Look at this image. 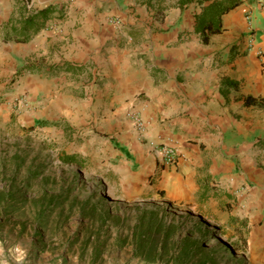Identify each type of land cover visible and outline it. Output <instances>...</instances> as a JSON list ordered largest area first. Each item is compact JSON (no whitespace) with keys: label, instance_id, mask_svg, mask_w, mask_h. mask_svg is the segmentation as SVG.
<instances>
[{"label":"crops","instance_id":"crops-1","mask_svg":"<svg viewBox=\"0 0 264 264\" xmlns=\"http://www.w3.org/2000/svg\"><path fill=\"white\" fill-rule=\"evenodd\" d=\"M47 7L51 17L30 39L5 38L13 23L20 26ZM202 7L179 0H0V61L8 64L1 70L17 73L23 90L41 102L48 85L57 97L64 88L84 90L85 99L88 86L77 72L89 65L97 101L135 106L144 117L150 140L144 142L126 117L136 141L131 146L126 134L116 137L153 161L170 191L166 205L189 211L188 199L224 188L237 198L240 220L263 248L264 0H240L207 39L197 23ZM109 14L120 16L122 26L110 24ZM65 63L70 70L56 69ZM169 139L181 154L175 164L164 165L150 143Z\"/></svg>","mask_w":264,"mask_h":264},{"label":"rangeland","instance_id":"rangeland-1","mask_svg":"<svg viewBox=\"0 0 264 264\" xmlns=\"http://www.w3.org/2000/svg\"><path fill=\"white\" fill-rule=\"evenodd\" d=\"M4 65L0 61V190L16 199L0 203V264H163L135 256L130 239L120 242L143 209L161 206L168 221L185 220L183 234L193 218L210 231L220 227L206 243L210 264H264V247L224 188L188 199L195 211L166 205L170 191L153 161L142 148L130 152L117 141L118 132L131 146L136 141L124 120L131 107L97 101L89 65L77 72L88 86L85 99L84 90L64 88L57 97L48 85L41 102L23 90L17 73L5 75ZM66 154L75 160L65 161ZM50 196L55 202L45 209Z\"/></svg>","mask_w":264,"mask_h":264},{"label":"trees","instance_id":"trees-1","mask_svg":"<svg viewBox=\"0 0 264 264\" xmlns=\"http://www.w3.org/2000/svg\"><path fill=\"white\" fill-rule=\"evenodd\" d=\"M192 1H198L203 5L202 11L197 14V23L198 28L204 33V38L207 39L208 32L219 31L222 15L237 5L240 0H212L210 3L208 0H179L181 5ZM52 12V7H47L26 16L20 26H16L12 22V32H7L5 38L27 41L30 39L31 33L36 32L51 17ZM58 66L56 69L62 67L71 69V65L68 63ZM28 67L27 64L22 66V68ZM63 159L71 162L75 160V156L66 154ZM9 195L13 201L16 199L13 193L0 190V203L10 202ZM54 202L53 196H50L47 200L49 204H45L44 208L53 205ZM165 210L162 206L161 208L143 209L132 227L131 234L121 238L120 242L123 243L130 239L134 246L133 254L148 261H157L163 264H187L189 262H192L191 264H210V259L214 256L210 257L206 243H208L210 235L216 233L220 227L215 225L213 231H210L208 224L193 218L192 225L187 230L188 233L183 234L182 225L185 220L183 219L179 223L168 221ZM185 217L190 216L186 215ZM195 232L199 235H193ZM234 243L239 248L240 244Z\"/></svg>","mask_w":264,"mask_h":264},{"label":"built area","instance_id":"built-area-1","mask_svg":"<svg viewBox=\"0 0 264 264\" xmlns=\"http://www.w3.org/2000/svg\"><path fill=\"white\" fill-rule=\"evenodd\" d=\"M107 18L108 22L115 27H121L123 24L122 18L118 15L109 14ZM247 19H250L249 14H247ZM255 42V36L253 33H251L248 45L253 48L255 46ZM258 51L260 52L259 49ZM126 113L129 119L131 120L132 124L138 131L140 137L145 141L150 140L151 135H149L148 126L140 111L133 106L129 110H127ZM150 144L154 147L155 155L157 156L161 164L171 165L175 164L178 161L181 152L178 145L174 143L173 139H169L159 143H154L151 141Z\"/></svg>","mask_w":264,"mask_h":264}]
</instances>
